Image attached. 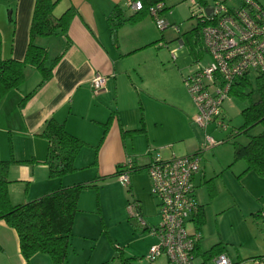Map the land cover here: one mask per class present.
Returning <instances> with one entry per match:
<instances>
[{"label":"crops","instance_id":"1","mask_svg":"<svg viewBox=\"0 0 264 264\" xmlns=\"http://www.w3.org/2000/svg\"><path fill=\"white\" fill-rule=\"evenodd\" d=\"M33 5L34 0H0L1 59H23ZM115 7L121 8L127 15L133 13L127 6V0H57L53 9L54 16L58 17L67 9L73 11L66 34L57 33L36 39L38 45L46 48L48 59L60 56L52 69L50 79L20 105L21 99L41 80L37 69L28 67L23 83L1 99L0 159L7 160L12 156L15 160H32L25 164L13 163L10 166L8 193L12 203L39 198L61 186L95 180L85 179L81 175L84 168L88 170L91 166H96L97 173L106 177L114 166L116 170L117 166L122 168L121 164L130 159L135 166H144L155 156L167 159L176 155L172 151L166 157L161 156L160 152L166 148L170 149L173 146L171 142L176 137L173 130L164 128L160 112H156L158 102L148 101L158 100L157 96L164 93L166 86L171 85L178 89L180 77L183 80L181 70L179 66L168 62L169 73L165 78L154 75V70L158 69L156 68L158 63L155 61L158 54L156 49L161 46V40L150 14H145L135 23L123 24L113 38L107 17ZM181 44L182 41L179 40V45ZM202 55L206 56V53ZM147 56H151L152 59L149 63L144 60ZM206 59L207 56L204 60ZM95 74L105 77L104 89L98 94H94L91 88V79ZM185 88V95L190 96ZM135 103L144 110L141 119H134V112L130 113L131 117L125 119L123 111L129 112ZM189 105L185 100L180 103V108L186 110L185 115L195 123L193 114L196 112ZM50 118L63 123L70 134L84 142L83 147L97 148L96 154L87 152L86 156H83L80 150L74 160L75 170L60 178L50 177L48 174L45 163L48 143L39 135L45 121ZM207 126L200 127L204 131L201 145L205 141ZM189 152L197 153L194 149H190ZM138 171L135 168L130 171L129 188L145 186L151 193L148 175L145 174L147 179L142 185V175H138ZM155 198L158 211L159 201L156 196ZM80 202L81 194L78 207ZM80 210L82 211L79 207L74 218L70 244L76 235L83 232V225L78 229V221L81 220ZM140 210L143 215L142 205ZM203 214L205 216L204 208ZM196 217L197 212L193 218ZM146 224L150 225L147 221ZM189 231L200 233L202 229L195 226ZM140 233L141 236L152 237L145 228L140 227ZM215 244H220L223 251L239 264H254V257L264 255V252L244 253L246 250H241L245 246L242 241L238 242L240 247L228 248V244H233L228 239L221 238L208 242L201 235L196 258L211 259L215 253L206 258L203 253ZM151 245L152 243H149V247ZM38 255L41 254H35L26 263L19 250L16 231L5 221L0 220V264H37L36 261L40 260L46 263V257Z\"/></svg>","mask_w":264,"mask_h":264},{"label":"rangeland","instance_id":"2","mask_svg":"<svg viewBox=\"0 0 264 264\" xmlns=\"http://www.w3.org/2000/svg\"><path fill=\"white\" fill-rule=\"evenodd\" d=\"M213 1L207 0L208 4H212ZM256 1L264 5V0ZM223 3L227 6L238 4L237 0H224ZM165 4L168 10L162 17L167 21L168 26L159 30L154 23L161 46L156 49L158 54L155 61L158 63L156 67L158 69L153 73L155 76L165 78L169 73L168 62H170L179 66L183 77L193 70L196 60L203 61L206 58L201 54L200 40L195 33L198 19L191 13L190 0H166ZM173 26H178V31ZM193 29L195 31L192 32ZM189 31L192 32L191 38L182 35ZM182 37L185 40L179 45ZM172 48H175L174 59ZM144 60L149 63L152 59L151 56H147ZM255 74V71L249 74L253 88L250 98L246 95L230 93L223 101L221 116L226 129L217 127L213 122L208 124L205 133L212 136L216 144L198 153L200 170L193 180L195 198L205 210L200 236L202 235L208 242L221 238L228 239L233 243L228 244V248H238L240 247L238 242L242 241L245 246L243 245L241 250L252 254L264 252V217L261 216L264 210V177L254 171L246 170L245 160H233V143L245 144L251 136L262 132V126L259 124L249 128L246 133L238 131L243 121L240 111L257 95ZM183 86L185 87L180 77L178 89L169 85L165 87L164 93L157 96L158 100L146 99L151 103L158 102L156 112H160L164 128L173 130V135L176 137L172 140L173 146L170 149L159 151L162 157L168 156L172 151L176 155L192 154L189 152L190 149L198 152L201 148L204 131L189 120L190 117L185 115L186 110L180 108V103L186 100L190 104L189 107L197 111L191 96L185 95ZM249 90L250 87H246L244 92L247 93ZM126 103L125 101L124 105ZM133 112L134 119L139 120L144 110L135 103L129 112L123 111V117L128 119ZM189 116L193 117L192 114ZM81 151L83 156H86L87 152H92L94 155L97 148L83 147ZM118 170H121V166H117V170L114 166L108 176L102 177L97 173L96 166H91L88 170L84 168L81 175L85 179L95 180H89L93 181L91 182L93 185L81 192L79 207L82 211L79 212L81 220L78 221V229L83 225V232L73 238L64 264H100L104 261L118 264L121 258L126 257L130 258L131 264H164V257L152 261L146 258L149 243L153 245L156 240L153 236L149 238L147 235L141 236L139 223L131 216L129 210L131 203L139 202L142 205L144 218L154 226L159 222L157 200L145 186L139 188L123 186L118 174L112 175ZM138 172V175H142L141 183L144 185L147 173L145 169H140ZM197 225V220L193 218L192 221H187L186 228L190 230ZM40 254L38 256L46 257L47 261L46 263L43 260L36 261L37 264H52L48 254ZM196 260L199 262L202 258ZM202 261L211 264L210 258Z\"/></svg>","mask_w":264,"mask_h":264},{"label":"trees","instance_id":"3","mask_svg":"<svg viewBox=\"0 0 264 264\" xmlns=\"http://www.w3.org/2000/svg\"><path fill=\"white\" fill-rule=\"evenodd\" d=\"M142 8L127 15L121 8L115 7L107 17L109 30L113 38L116 31L125 23H135L145 14H149V9L159 3L162 4L158 13L164 16L168 7L166 0H140ZM200 6L207 5V0H196ZM214 2V1H213ZM57 0H34L33 11L29 26L28 42L23 59L0 58V101L6 93L17 88L26 78L27 68L34 67L40 74L39 84L28 92L20 101L22 105L29 99L44 82L50 79L52 69L59 60L57 55L52 59L47 58V50L36 43L39 37H47L53 34H66L67 27L71 21L73 11L67 9L58 17L54 16L53 9ZM262 7L264 5L260 4ZM198 19V26L195 31L200 40L201 54L205 53L202 44V28L207 20ZM192 32L182 33L191 38ZM185 40L183 37L180 39ZM250 72L234 79L228 94L234 93L239 96H249L253 92ZM256 98L249 101L240 113L242 125L240 130L244 133L255 125L262 126V132L253 135L248 142L241 144L233 143V160L243 159L246 162V170L254 171L264 177V72L255 74ZM250 87L249 92L244 89ZM238 133V132H237ZM47 140L48 148L45 163L48 167L50 177L60 178L75 170L74 160L81 148L83 141L70 134L63 123L57 122L54 118L45 121L39 133ZM204 150L201 145L200 151ZM32 160H15L12 156L7 160L0 159V220L13 228L19 240V250L26 263L37 253H45L50 256L52 264H64L67 258L68 248L73 236V223L76 213L79 211L78 201L83 189L92 186L91 182H81L69 186H61L53 191L45 193L39 198L22 202L12 203L8 193L9 169L13 163L25 164ZM148 164V163H147ZM144 166H135L132 159L123 164L121 171L128 166L129 174L132 169H145ZM120 170L114 172L117 175ZM195 186V185H194ZM129 188V187H128ZM198 204V203H197ZM203 207L198 204L197 217L198 229L203 220ZM200 234V233H199ZM201 237V236H200ZM198 242L195 247V252ZM223 248L220 244L213 245L203 256L209 257L219 252ZM264 259V255L256 256L253 260ZM130 258H121L118 264H131ZM100 264H112L111 261H104Z\"/></svg>","mask_w":264,"mask_h":264},{"label":"built area","instance_id":"4","mask_svg":"<svg viewBox=\"0 0 264 264\" xmlns=\"http://www.w3.org/2000/svg\"><path fill=\"white\" fill-rule=\"evenodd\" d=\"M223 1L214 0L212 4L200 6L196 0H190L192 15L208 22L201 31L207 59L197 60L193 70L183 76V83L196 105L195 124L205 128L213 122L225 130L221 105L228 98L234 79L246 72H264V7L256 0H237L235 6H227ZM127 6L137 11L142 8V3L127 0ZM161 7L159 3L149 9L159 30L168 26L158 13ZM175 29L178 31V26ZM104 86L105 77L95 74L91 79L92 92L98 94ZM215 144L216 141L206 134L203 148ZM125 167L118 173V179L128 188L130 175L128 166ZM145 170L151 181V193L159 201V222L147 226L137 201L130 204L129 210L140 227L156 240L149 247L146 258L152 261L164 256L166 264H208L196 260L199 232H190L186 228L187 221L193 219L198 210L193 180L200 170L199 155H172L167 159L155 156ZM261 216L264 217V210ZM210 261L212 264H239L224 251L215 254ZM254 264H264V259L254 260Z\"/></svg>","mask_w":264,"mask_h":264}]
</instances>
